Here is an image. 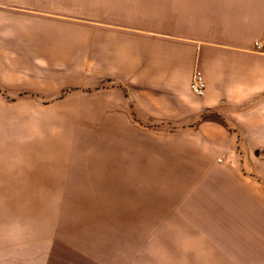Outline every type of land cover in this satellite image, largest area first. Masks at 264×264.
<instances>
[{
	"label": "rangeland",
	"instance_id": "rangeland-1",
	"mask_svg": "<svg viewBox=\"0 0 264 264\" xmlns=\"http://www.w3.org/2000/svg\"><path fill=\"white\" fill-rule=\"evenodd\" d=\"M0 3V264H215L224 189L264 186V0ZM146 29L215 45L189 87L232 131L137 99L170 71Z\"/></svg>",
	"mask_w": 264,
	"mask_h": 264
},
{
	"label": "crops",
	"instance_id": "crops-1",
	"mask_svg": "<svg viewBox=\"0 0 264 264\" xmlns=\"http://www.w3.org/2000/svg\"><path fill=\"white\" fill-rule=\"evenodd\" d=\"M0 7L3 8L2 3ZM131 33L139 34L134 37L144 39L145 44L149 45V50L156 46L162 53H168L170 58L169 74L147 76L143 82L140 81V94L137 99L146 100L148 107L162 109L159 113L161 115L179 114L187 118L203 115L217 117V124L222 126L220 130H233L232 127L225 126L228 122L226 117L231 115L227 109L233 107L225 89L210 83L203 75L205 95L199 98L189 90L192 76L195 70L200 68L203 49L215 45L164 30H131ZM176 69H181L180 75ZM224 190L228 191L227 202L236 214L233 221L225 224L223 230L218 233L219 242L216 247H212L214 251L211 250L212 262L264 264V186L233 187Z\"/></svg>",
	"mask_w": 264,
	"mask_h": 264
},
{
	"label": "built area",
	"instance_id": "built-area-1",
	"mask_svg": "<svg viewBox=\"0 0 264 264\" xmlns=\"http://www.w3.org/2000/svg\"><path fill=\"white\" fill-rule=\"evenodd\" d=\"M190 90L191 92L197 96V97H203L205 94V83L203 81L202 76L200 75V73H196L194 75L193 81L190 84ZM218 162H221L220 160H218Z\"/></svg>",
	"mask_w": 264,
	"mask_h": 264
}]
</instances>
